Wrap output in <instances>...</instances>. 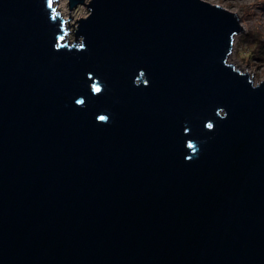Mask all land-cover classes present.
Segmentation results:
<instances>
[{
	"label": "water",
	"instance_id": "water-1",
	"mask_svg": "<svg viewBox=\"0 0 264 264\" xmlns=\"http://www.w3.org/2000/svg\"><path fill=\"white\" fill-rule=\"evenodd\" d=\"M56 1L0 0V264H264V80L228 60L240 17L68 0L89 11L68 44Z\"/></svg>",
	"mask_w": 264,
	"mask_h": 264
},
{
	"label": "rangeland",
	"instance_id": "rangeland-1",
	"mask_svg": "<svg viewBox=\"0 0 264 264\" xmlns=\"http://www.w3.org/2000/svg\"><path fill=\"white\" fill-rule=\"evenodd\" d=\"M213 4H220L222 7L235 12L241 19L242 25H245L244 31L235 35L232 53L229 56V62L239 67L242 71H249L255 84L264 80V0H206ZM55 11H58L67 21V31L63 42L73 44L76 40L73 24L76 18H81L88 14V8L85 5H79L70 17L68 0H59L54 5ZM72 31V32H71ZM69 35V36H68Z\"/></svg>",
	"mask_w": 264,
	"mask_h": 264
},
{
	"label": "bare ground",
	"instance_id": "bare-ground-1",
	"mask_svg": "<svg viewBox=\"0 0 264 264\" xmlns=\"http://www.w3.org/2000/svg\"><path fill=\"white\" fill-rule=\"evenodd\" d=\"M68 6H69V5H68ZM75 9H76V8H75ZM69 11H70V9H69ZM72 11H74V9L71 10V12H72ZM243 27L246 28L245 25H243ZM65 36H66V35H65ZM241 71H242V70H241ZM244 72H245V71H244ZM248 73L251 74L249 71H248ZM250 76H251V75H250Z\"/></svg>",
	"mask_w": 264,
	"mask_h": 264
},
{
	"label": "built area",
	"instance_id": "built-area-1",
	"mask_svg": "<svg viewBox=\"0 0 264 264\" xmlns=\"http://www.w3.org/2000/svg\"><path fill=\"white\" fill-rule=\"evenodd\" d=\"M59 0H57L56 2H54V5H57V2H58ZM61 1V0H60ZM88 13H89V11H88ZM79 19V18H78ZM75 24H77V21L75 22ZM74 26V25H73ZM75 27V26H74Z\"/></svg>",
	"mask_w": 264,
	"mask_h": 264
},
{
	"label": "snow or ice",
	"instance_id": "snow-or-ice-1",
	"mask_svg": "<svg viewBox=\"0 0 264 264\" xmlns=\"http://www.w3.org/2000/svg\"><path fill=\"white\" fill-rule=\"evenodd\" d=\"M100 90H101V89H100L99 87H96V88H95V91H96V92H99Z\"/></svg>",
	"mask_w": 264,
	"mask_h": 264
}]
</instances>
